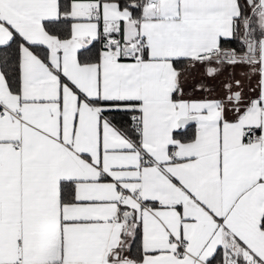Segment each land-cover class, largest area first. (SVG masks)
Segmentation results:
<instances>
[{
    "label": "snow or ice",
    "instance_id": "snow-or-ice-1",
    "mask_svg": "<svg viewBox=\"0 0 264 264\" xmlns=\"http://www.w3.org/2000/svg\"><path fill=\"white\" fill-rule=\"evenodd\" d=\"M0 264H264V0H0Z\"/></svg>",
    "mask_w": 264,
    "mask_h": 264
}]
</instances>
